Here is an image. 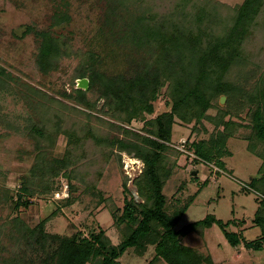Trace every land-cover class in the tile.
Listing matches in <instances>:
<instances>
[{"label":"rangeland","instance_id":"1","mask_svg":"<svg viewBox=\"0 0 264 264\" xmlns=\"http://www.w3.org/2000/svg\"><path fill=\"white\" fill-rule=\"evenodd\" d=\"M181 1L128 0L125 3H129L126 6L130 12L126 13L122 8L121 13L125 12L124 15L129 17L142 12L167 15L174 4ZM243 1L198 0L195 5L203 6L206 13L213 11L215 6L227 13ZM110 5L118 6L115 0H0L2 262L11 264L20 256L29 264H42V251L34 250V244L31 245L30 238L24 235L28 233L27 229L34 228L48 216L46 231L50 233L68 236L82 232L88 236L103 228L112 243L117 245L123 235L114 223L112 213L116 207L124 206L127 194L122 185L126 177L128 189L137 201H141L135 180L142 173L144 162L111 144L112 137L121 138L124 134L108 122L147 134L142 129L145 122L133 121L127 125L117 120L105 99L100 97L98 86L90 89L89 84L87 89L88 101L94 103V107L79 103L75 98L80 79L78 73L87 69L89 64L107 75L124 74L130 68L128 54L132 53V47L119 38L121 25L106 24ZM184 8L194 10L188 3ZM116 10L121 14L118 8ZM258 18L252 36L244 45L247 60L237 64L233 78L247 91L261 88L264 93V9ZM43 32L62 37L71 47L69 55L61 56L57 68L48 73L41 71L37 62ZM141 55L142 52L137 50L134 53V57ZM216 102L220 108L227 107V96H220ZM170 104L167 87H163L155 101V112L147 114L146 120L170 110ZM254 107L246 104L240 116H231L245 125L227 140L231 153L222 158L225 164L221 168L216 166L217 160L207 162L190 148L194 141L208 143L224 129L213 120L219 113L218 108L208 109L207 117H203L200 123L195 119L186 122L176 118L173 125L167 151L168 165L173 160L177 163L164 186L166 209L173 213L190 203L176 228L181 229L214 214L224 222H230L228 230L241 235L237 247L230 244L217 224L182 236L184 244L194 247L205 257H211L213 264H264V249L256 250L245 245L262 233L254 218L264 195L252 183L253 178L264 176V140L255 135L251 141L249 138L252 134L250 108ZM71 133L79 141L70 139L68 134ZM66 155L70 163L60 169L59 175L54 176L53 169L44 166L52 190L44 193L36 190L27 197L32 202L30 206L16 208L12 197L21 188L24 178H31L36 158L44 157L51 166L54 157L64 158ZM66 173L76 188L73 192L75 199L68 205L63 201L72 195ZM65 189L69 191L67 196ZM54 210L56 213L52 215ZM154 254V245L143 250L129 248L119 261L123 264H149Z\"/></svg>","mask_w":264,"mask_h":264},{"label":"trees","instance_id":"2","mask_svg":"<svg viewBox=\"0 0 264 264\" xmlns=\"http://www.w3.org/2000/svg\"><path fill=\"white\" fill-rule=\"evenodd\" d=\"M126 1L115 0L118 6L108 7L105 20L106 24H120L119 38L124 44H131L129 70L124 74L107 75L89 64L87 69L78 73V78L88 77L90 89L98 86L100 97L105 99L117 120L127 125L133 121L145 122L142 129L147 134L108 122L124 134L121 138L112 137L111 144L144 162L142 173L135 180L141 201H137L128 189L126 177L122 185L127 194L124 206L116 207L112 213L114 223L123 235L117 245L112 243L103 228L88 236L82 232L68 236L50 233L46 231L50 216L42 219L34 228L27 229L28 233L23 235L30 238L29 243L35 245L34 250L42 251V264H87L91 261L96 264H123L119 258L126 250H143L149 245L155 246V254L149 264L161 261L166 264H213L211 257H205L194 247L184 244L182 236L217 224L230 244L237 247L241 243V235L228 230L230 222H224L214 214H208L181 229L176 228L190 203H185L173 213L166 209L164 186L177 163L173 160L168 165L170 158L167 151L170 149L176 118L186 122L195 119L200 123L203 117H207L208 109L213 107L219 110L213 120L217 125H223L224 129L210 138L208 143L194 141L190 144L199 158L207 162L217 160L216 166H224L222 158L231 153L227 148V140L245 125L231 116H240V111L249 103L255 106L250 108V141L254 135L264 140V93L261 88L247 91L233 78L237 64L247 60L244 45L253 34V26L264 9V0H244L227 13H222L223 10L218 6L206 13L203 6L195 5L198 0H182L174 4L167 15L155 11L149 15L142 12L134 17L121 13L123 9L126 13L130 12ZM187 3L194 8L193 12L184 8ZM136 50L142 52L140 57H134ZM70 52L71 47L62 37L43 32L37 54L39 68L44 73L56 69L61 56L69 55ZM91 61L95 62L93 59ZM163 87H167L170 110L146 120L147 114L155 112V101ZM75 92L79 103L94 107L95 104L88 101L87 90L76 88ZM222 95L227 96L225 108H220L216 102ZM68 137L79 141L75 134H68ZM250 145L253 148V144ZM67 155L64 158L54 157L51 166L47 159L46 162L44 157L36 156L31 178H24L21 188L12 197L16 208L30 206L32 202L27 197L36 190L43 193L52 190L53 185L48 183L45 167L53 169L54 176L59 175L60 169H65L70 163ZM66 175L72 193L63 200L68 205L75 199L73 192L76 188L71 184V176ZM32 184L35 186L32 187ZM252 184L262 190L264 195V176L253 178ZM56 210L52 215H55ZM254 222L261 226L262 233L259 238L245 242V245L261 250L264 249V198L260 200ZM0 264L8 263L0 261ZM11 264L29 263L19 256Z\"/></svg>","mask_w":264,"mask_h":264},{"label":"water","instance_id":"3","mask_svg":"<svg viewBox=\"0 0 264 264\" xmlns=\"http://www.w3.org/2000/svg\"><path fill=\"white\" fill-rule=\"evenodd\" d=\"M89 79L88 78H80L78 79V87L84 90H87L89 88Z\"/></svg>","mask_w":264,"mask_h":264},{"label":"built area","instance_id":"4","mask_svg":"<svg viewBox=\"0 0 264 264\" xmlns=\"http://www.w3.org/2000/svg\"><path fill=\"white\" fill-rule=\"evenodd\" d=\"M64 193H66V196H67L69 193L68 189H65Z\"/></svg>","mask_w":264,"mask_h":264}]
</instances>
